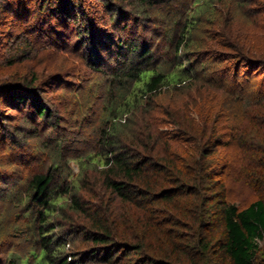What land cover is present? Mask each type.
Here are the masks:
<instances>
[{
    "label": "trees",
    "instance_id": "trees-1",
    "mask_svg": "<svg viewBox=\"0 0 264 264\" xmlns=\"http://www.w3.org/2000/svg\"><path fill=\"white\" fill-rule=\"evenodd\" d=\"M96 1L111 26L91 15V0H0V27L19 30L17 37L0 33L5 49L25 50L9 63L31 59L36 48L70 47L94 73L110 77L97 85L107 91L93 149L70 152L46 140L37 148L49 155L25 161L17 160L14 147L42 140L39 127L58 126L61 119L51 121L35 72L0 91V105L27 109L40 121L33 126L26 118L14 132L0 123V148L15 150L18 168L0 188L18 222L11 218L4 227V221L0 233L9 240L15 235L7 229L18 228L26 246L20 254L10 242L4 264H264V49L248 45L229 17L234 9L264 43V1L228 0L222 10L228 24L213 33L219 57L200 51L199 36L219 16L214 0ZM167 3L170 21L155 30L161 41L149 45L137 32ZM127 14L132 39L123 34L130 33ZM70 20L76 33L66 42L62 29ZM213 57L219 58L213 63L230 64L214 67L206 61ZM75 68L70 63L69 73L62 72L79 81L78 90L83 82ZM195 84L224 97L217 102L209 91H190ZM74 98L80 107L74 122L82 129L94 99ZM84 166L96 174L89 176ZM235 181L255 197L248 205L232 201ZM77 239L83 250L73 249Z\"/></svg>",
    "mask_w": 264,
    "mask_h": 264
},
{
    "label": "rangeland",
    "instance_id": "rangeland-1",
    "mask_svg": "<svg viewBox=\"0 0 264 264\" xmlns=\"http://www.w3.org/2000/svg\"><path fill=\"white\" fill-rule=\"evenodd\" d=\"M179 0H176V2ZM255 1V0H254ZM257 1V0H256ZM264 1V0H263ZM91 6L94 8V10H91V15L95 16L98 15V18L101 20V18L105 19L106 22H102L103 26H109L110 22V14H107L106 12H103L102 5H100L96 0H91ZM228 0H214L212 3L213 7L219 11V16L216 19L215 24H211L210 26L207 25L205 27V33H202L200 35V43H201V50L204 54H213V55H219L220 53H216L214 51H217L214 45V38L213 33H217L218 31H222L224 28L223 25L224 22L227 23L228 17L224 19V6L226 7V4H228ZM175 4V3H174ZM260 7L258 4L254 5L253 8ZM169 8V5H163L162 6V15H159L158 13L152 14V16H157L155 19L156 21L154 23H151L147 26V30H140L137 32L138 35H143L145 38V42H147L149 45H151L153 42L157 43L160 42V36H156V29L161 27V24L167 25V23L170 21L169 17H171V12H168L167 9ZM167 13H166V11ZM231 16H234L236 20L235 27H237V32L240 37H243V39L246 38V43L248 45L250 42L254 43L256 47H260L264 49V43H263V35L259 32H256L254 28H251L250 31L248 28L244 27L242 24V18L240 17V14H238L234 9L232 10ZM237 13V14H234ZM128 17L125 19V24H127L126 28L130 33H123L127 34L129 39H132V30H133V23H132V16L130 14H127ZM153 16V17H154ZM97 18V17H96ZM238 19V20H237ZM77 21V20H76ZM224 21V22H223ZM74 20H70L67 23H65V27L62 29L63 34L66 35V42L70 40L73 36V33L75 34V25L73 26ZM219 23L220 26L217 24ZM111 26V25H110ZM10 27V28H9ZM10 29V30H8ZM142 29V28H141ZM254 29L255 32L252 30ZM9 31L11 32L12 37H17L19 35V30L17 26H10L3 25V27H0V33L3 35L9 34ZM215 31V32H214ZM264 31V30H263ZM0 34V35H1ZM3 35V36H4ZM8 36V35H7ZM127 37V38H128ZM143 38V39H144ZM248 39V41H247ZM21 40V39H20ZM251 40V41H250ZM4 44V45H3ZM3 45V48H2ZM5 38H0V91L3 92L4 88H7L9 85H15V84H21V78H24L26 75H30L31 72H35L38 76L37 83H36V89L37 92H40V98L43 99L46 102L47 107L49 108L51 115H52V122H56L55 118H60V122L58 126H55L52 124V127L47 128L45 126H40V135L42 137V140L38 139H31L23 144V146L14 147L15 150L17 149V160L25 161L27 158H34L36 159L40 154L49 155L46 148H37V144L39 142L44 141H50L51 144L59 142L63 143L67 147H69L70 152L74 149H79L80 151H83L87 153V151L93 149V146L95 145V141H97V133L93 130L96 122L101 119V109L104 107L105 101H106V87H101L100 89L97 88L98 84H102L107 82L110 77H107L102 74L94 73L90 68L88 64L82 63L81 59V51H70V47L67 48L68 50L64 51L62 49H39L36 53L34 50H29V55L31 59H20L19 61L14 60L12 63H9L11 58H13L15 55L22 54V51L24 48H21L20 50H17L16 48H13V46H10L9 48L5 49ZM22 47V45L20 46ZM35 49V46H34ZM211 52V53H210ZM220 56V55H219ZM218 56V57H219ZM216 57V56H215ZM209 58L206 59L207 63H211L212 66L218 67V66H226L230 64L229 60L221 59V63H213L215 60H218L217 58ZM18 58V57H17ZM16 58V59H17ZM26 58V57H25ZM159 58V52L157 53V59ZM75 59V60H74ZM81 61V62H80ZM109 61V60H108ZM114 61V60H113ZM70 63H75L76 65V74L79 76L80 81L83 82V86H81V89H78L75 87L76 83H79L77 79L73 77L66 78L64 73H69V70L71 68ZM109 63V62H108ZM112 65H115L114 62H111ZM245 69V68H244ZM241 69L240 73L243 76L245 73V70ZM64 73H63V72ZM74 71V70H73ZM60 73H63L61 75ZM263 74H261L262 76ZM256 77V75H255ZM202 90L209 91L207 86L195 84L191 87L190 91L192 92H199ZM216 90V89H215ZM36 92V95H37ZM211 90L208 92L210 93ZM75 94H79L81 97L85 99H91V97L94 99V103L92 104L93 111L91 112V116L89 117V121L84 125V128L80 129V125H78V122L75 121L76 115L73 114L74 111L78 112L80 107L75 102L76 99L74 98ZM213 97H215L217 102L223 99L222 94H218L215 92L210 93ZM35 95V96H36ZM5 108V109H4ZM160 117V115H159ZM28 118L29 123H31L33 126L37 122V124L40 123V121L36 120V117L30 112H28L27 109H25L24 112L20 113V110H11V108L4 107V105H0V123L2 124V128L6 129H12L10 132L14 131H21L23 120ZM163 118V117H162ZM1 126V125H0ZM164 131L167 130V128H162ZM1 142V141H0ZM11 150V152H10ZM14 150V151H15ZM13 149H11V146L8 145L6 148L5 145H2L0 148V188L5 186V179L8 177L14 176L17 177L14 170H16V158L15 153ZM53 154V152H51ZM30 155V156H29ZM15 160V161H14ZM73 169V173L76 174L78 172L76 164L71 165ZM88 166H84L83 170L86 171ZM18 169V168H17ZM25 171V170H24ZM87 174L91 176L92 174H96V172L93 170V168L87 169ZM21 176V173H19ZM24 174V173H22ZM82 172H80V175ZM19 178V177H18ZM229 189L231 192V199L232 201L239 207V206H245L248 205L250 202H252L255 197L253 194L246 190V188L240 184V183H230ZM11 218L15 219V215L13 212H11L9 209L6 208L4 203H2V200L0 199V224H4V227L8 225ZM7 219V220H6ZM16 222L18 220L15 219ZM21 224V223H20ZM20 224L17 223L19 226ZM20 227V226H19ZM21 229V228H19ZM3 230L0 229V232ZM7 233H13L15 237L6 239L4 237L3 233H0V264H4L7 257L10 256V252L12 253L10 249V242L15 243V247L17 248L18 252L25 253L26 246L24 242V236L18 231V228L13 229L12 227L7 229ZM11 239V240H10ZM73 249H84V246L80 239H77L73 245ZM87 264H100L98 262L92 261L91 263Z\"/></svg>",
    "mask_w": 264,
    "mask_h": 264
}]
</instances>
